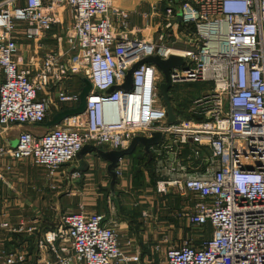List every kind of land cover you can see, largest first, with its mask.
Masks as SVG:
<instances>
[{
	"label": "built area",
	"instance_id": "2783aa9c",
	"mask_svg": "<svg viewBox=\"0 0 264 264\" xmlns=\"http://www.w3.org/2000/svg\"><path fill=\"white\" fill-rule=\"evenodd\" d=\"M160 7L163 26L154 28L156 36L139 37L128 29L129 11L112 0H0V134L27 128L13 145L0 143V159L7 158L6 170L31 159L46 169L48 187L58 189L80 178L72 165L85 144L120 150L134 136L160 131L150 148L156 189L192 196L194 204L175 216L199 238L168 245L163 264H264V0H154L142 13L149 25ZM20 38L35 44L36 66L20 64ZM49 38L57 39L54 48L41 43ZM151 55L183 58L170 71L173 86L208 85L191 100L189 119L165 122L154 64L137 66L130 88L120 87L127 70ZM76 77L91 84L84 110L34 129L77 106L80 89L64 84ZM114 170L121 175L118 163ZM0 228L32 237L24 246L0 245V264L140 260L120 246L116 222L104 212L64 211L47 229L37 216ZM161 250L157 242L149 256ZM146 264L158 262L150 257Z\"/></svg>",
	"mask_w": 264,
	"mask_h": 264
},
{
	"label": "crops",
	"instance_id": "0c3cea01",
	"mask_svg": "<svg viewBox=\"0 0 264 264\" xmlns=\"http://www.w3.org/2000/svg\"><path fill=\"white\" fill-rule=\"evenodd\" d=\"M154 0H145L144 3L140 0H112V3L118 7L129 11L128 28L133 29L141 24V15L147 11L146 4L149 5ZM146 2V3H145ZM149 7V6H148ZM141 28V27H140ZM147 29L144 36H154V27L152 24L145 25L141 32ZM139 37L143 34L137 33ZM24 49L22 50V47ZM20 64H31L36 66L34 57L38 50L32 41H27L24 44H19ZM38 54L36 57H38ZM30 58L31 61L29 60ZM29 60V61H28ZM42 97V94H39ZM178 101L173 98V108L178 106ZM182 107V106H181ZM49 115L46 122L42 126L33 127L36 130H43L49 127L46 123L52 118ZM179 117V116H178ZM19 126H11L4 134H0L1 144L15 143ZM16 133H15V132ZM135 151V150H134ZM133 151V152H134ZM142 154L132 158L131 155L123 156L118 164L122 169V173L116 176L113 189L110 188L111 176L106 170L107 162L101 158L100 165L105 167L107 179L101 182V191L95 194L94 202H91V208L85 209V213L104 212L116 222L118 231V242L127 254H140V260L131 262V264H146L148 258H155V261L163 264L164 251L170 244H179L181 240L189 235L198 242L197 230L189 228L185 218L175 216L176 213L187 210L189 206L194 204V200L190 194L180 195L175 190L170 189L166 192H160L156 189V180L159 175L156 171L154 161L152 160V172L149 167L145 166L147 158H151L150 153H147L142 147ZM94 153L84 155L86 162L90 165L84 171L92 173L91 165ZM152 159V158H151ZM8 163L7 158L0 159V208L9 210H18L14 213L5 214L7 218L1 219L9 223H16L20 220H26L23 217V210L43 208L46 204L45 196L49 192V176L46 169L35 165L31 159H22L20 161H12L11 169L6 170L4 164ZM137 165V166H136ZM88 173V174H89ZM152 174L154 178L152 177ZM103 175V174H102ZM105 201H102L105 196ZM57 202H52V204ZM56 206V205H55ZM143 212L149 214L144 216ZM40 219L42 229H47L51 225L50 220ZM206 236H209L210 228H206ZM32 237H27L24 234H10L0 228V245L7 248H14L19 245L24 246V241H31ZM127 241H131V245H127ZM159 243L162 246L160 254L150 255V249L153 244Z\"/></svg>",
	"mask_w": 264,
	"mask_h": 264
},
{
	"label": "rangeland",
	"instance_id": "374dc122",
	"mask_svg": "<svg viewBox=\"0 0 264 264\" xmlns=\"http://www.w3.org/2000/svg\"><path fill=\"white\" fill-rule=\"evenodd\" d=\"M128 1L132 2L136 0H128ZM140 1L143 4L144 3L143 1L145 0H140ZM115 4L118 6L120 5L117 2ZM146 7H147V11H149L150 9L149 2L146 4ZM140 18L142 22L139 25V27H135L134 30L136 31L138 30L140 34L146 35L145 33L148 32L147 29H145L143 33L141 32V29H143V27L147 25V23L149 25V20H146L145 18H143L142 15ZM151 24L153 25L154 28L163 26L164 17L162 15L161 7L157 8L152 13ZM61 26H64V23L61 24ZM61 26H59L58 30L61 28ZM53 31H57V28H55ZM50 32L51 31H49L48 34H50ZM153 34L155 35V32ZM25 42L27 41L21 38L18 40V43L20 45L24 44ZM41 43H44L46 48L47 47L54 48L55 43H57V39L55 40H52L50 38L49 40L43 39L41 40ZM21 47L23 50L24 47L23 46ZM31 59L32 58H30L29 60L31 61ZM64 84L69 89H79V88L81 89L84 86V81L82 78L76 77L74 79L66 80ZM207 89H208V85L201 83V82H187V83L183 82V83H177L173 86V88L170 90V94L173 96V98L176 101H178L179 105L182 106L179 118L189 119L190 115L188 114L187 109L189 107V104L191 103V100L194 97L204 93ZM25 129L27 128L26 127L19 128V130H25ZM142 152H143L142 146L138 144L135 148V151L132 152V154L130 155L132 158H135L137 155H141ZM95 155L97 154L94 153L91 156L94 160L92 161L93 165H91L90 167L91 169H93L92 173H89L90 171H87V173L85 172L84 174V172L80 171L81 172L80 178L74 181L72 183L73 185L64 182L65 184H63V186L58 189L48 188L50 193H48V196L44 197L46 199V204L44 205V207L39 208V209L34 208V209L23 210V213H24L23 217H27L26 219H30L35 216H37L38 218L42 217V219L47 220V221L50 220L52 223V221L55 218L59 217V215L64 211H68V212L79 211V210L84 211L85 209H90L91 202H94L95 194L101 191V182L104 179H107V176H104L105 167L100 165V162L102 161V159L101 158L97 159ZM87 166H90V165L87 163ZM104 193H105V196L103 197L102 201H105V198H106V191ZM53 201L57 203L52 204ZM15 211H18V210H9V209L0 208V217L1 219L7 218L8 215L5 216V214H8L9 212L14 213ZM29 264H32V262H30Z\"/></svg>",
	"mask_w": 264,
	"mask_h": 264
},
{
	"label": "water",
	"instance_id": "95a60500",
	"mask_svg": "<svg viewBox=\"0 0 264 264\" xmlns=\"http://www.w3.org/2000/svg\"><path fill=\"white\" fill-rule=\"evenodd\" d=\"M142 63L154 64L159 71L161 72L162 79L158 83V91L161 96V99L165 105L167 118V124H173L177 120V115L173 109V96L170 94V90L173 88V84L170 78V71L172 68L179 67L183 65V58L177 55H170L166 59H161L157 55H151L143 58L142 60L134 63L131 68H129L125 74V82L120 86L121 88L128 89L131 84V73L132 71ZM84 86L80 89L79 92V102L76 107L66 108L60 112L55 113L52 118L46 123L49 127L58 124L63 118L82 112L85 108V97L91 89V84L88 79L83 78ZM117 88L112 87L110 90ZM109 90V91H110ZM162 133L160 131H153L150 137L145 136H134L129 145L120 150H107L102 149L94 145L85 144L75 155L76 164L72 165L73 169L84 172L88 169L87 162L84 158V155L87 153H96L102 159L107 162L106 170L111 176L110 188L113 189L114 182L116 180V173L114 168L117 166V163L120 158L126 155L132 154L136 146L140 144L147 153H150L151 146L159 143L161 141Z\"/></svg>",
	"mask_w": 264,
	"mask_h": 264
},
{
	"label": "trees",
	"instance_id": "16d2710c",
	"mask_svg": "<svg viewBox=\"0 0 264 264\" xmlns=\"http://www.w3.org/2000/svg\"><path fill=\"white\" fill-rule=\"evenodd\" d=\"M80 89V88H79ZM178 106H175L173 109H174V112L177 116L180 115V112H181V106L179 105V103H177ZM137 166V165H136ZM145 166L146 167H149L151 169V172H152V159L151 158H147V161L145 162ZM153 173V172H152ZM152 177L154 178L153 174H152Z\"/></svg>",
	"mask_w": 264,
	"mask_h": 264
}]
</instances>
